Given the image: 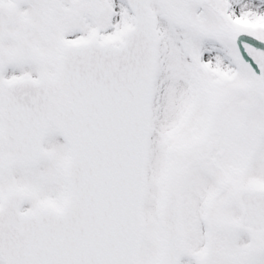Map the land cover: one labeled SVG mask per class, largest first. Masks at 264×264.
<instances>
[{"label":"water","instance_id":"95a60500","mask_svg":"<svg viewBox=\"0 0 264 264\" xmlns=\"http://www.w3.org/2000/svg\"><path fill=\"white\" fill-rule=\"evenodd\" d=\"M130 5L136 16V35L151 37V51L145 56L147 61L150 60V65L143 69L144 86L143 83L141 85L142 91L147 90L149 94L154 56L150 15L146 9V0H130ZM12 16L9 9L0 6V39L5 35L4 26ZM22 35L20 25V32L15 37L20 46L14 53H7L0 46V69L26 57L31 58L26 41L20 38ZM132 35L133 31L127 33L128 37ZM239 45L243 58L254 72L258 90L264 99V44L243 37ZM66 55L64 51L55 77L43 76L40 83L23 80L0 84V118L4 144L13 152L11 161L29 165L35 163L46 130L45 120H51L65 136L71 152L66 170L70 199L65 212L54 216L60 222L58 231L72 228L74 239H79L83 230V225L79 223L82 206H89L92 213L103 217L99 226L90 227V241L84 243V248L89 253L95 252L99 258L95 262L90 258L87 261L101 264L114 258L116 264H138L136 250L141 234L139 209L143 181L140 161L144 160L143 153L142 156L140 153L144 150L147 109L133 102V98L127 95L133 104L128 110H122L128 103L127 98L119 92L120 82L116 83L113 99H110L107 91L95 90V101L88 100L80 104L77 98L81 92L74 88L68 76L66 78ZM34 95L42 97L45 102L38 105ZM40 110L43 122L41 128H38L33 120L38 119ZM115 119L116 128L112 122ZM121 120H126V123ZM141 147L142 151L139 152ZM259 195L264 198V194ZM15 196L22 194L15 191L8 194V198ZM107 200L111 205L109 222L105 216ZM7 205L4 201L1 211ZM252 219L249 217V222L254 225L253 230L260 237L264 234V225H258L255 218ZM103 221L105 227H110L109 232L104 227L105 233H100ZM262 248L264 250V245ZM41 263H46L45 253H41ZM73 264H76L74 260Z\"/></svg>","mask_w":264,"mask_h":264},{"label":"rangeland","instance_id":"374dc122","mask_svg":"<svg viewBox=\"0 0 264 264\" xmlns=\"http://www.w3.org/2000/svg\"><path fill=\"white\" fill-rule=\"evenodd\" d=\"M164 4H169L168 10L177 5L171 18L168 17L169 12ZM149 6L153 13L158 40V73L155 87L169 85L170 77H172L169 74L173 71L177 75L174 76V81L178 84L181 79L179 76L182 75L188 81L187 78L191 73L190 64H193L194 68L192 70L197 66H201L200 69L203 73H206V76L208 74H219L224 78H230L235 74L238 64L235 38L240 34H249L264 41V0H200L199 3L196 0H169V2L166 0H150ZM116 15V42H119L124 30L130 26L132 21V16L126 9L124 0H116ZM231 21L233 22L231 23ZM177 27H180L181 30L178 31ZM81 30H87V28ZM34 39L37 45L49 47V43L44 37L36 36L35 33ZM182 48H185L187 55L184 56L185 67L188 66V69L184 68L183 63L178 65L179 57L177 55L181 54ZM167 54L170 57H167ZM205 55L208 56L207 60L203 58ZM166 57L169 60L174 59V67H170L168 70L165 68V73L160 74L163 60L164 58L166 60ZM186 59H190V62ZM51 65L52 60L44 58L42 63L35 68L29 65L23 66V69L19 66L12 67L2 73L0 80L24 75L34 78L41 70L51 72ZM192 76L197 80L202 75L195 72ZM237 80H241L240 74ZM250 80H252L251 75H248V81ZM181 84L185 88L187 87L184 79H182ZM244 122L247 124L249 134L254 132L255 128L260 130L255 136L262 137L263 147L261 149L264 151V128H259L263 126L264 119L259 110L253 108L245 117ZM254 123L258 124L259 127L253 126ZM236 133V130H234V135ZM247 141L248 143H245L244 146L247 151L245 154L247 159L244 160L245 164L243 166L245 167L241 173L245 174L238 179L241 180L243 186H264V167L257 165L263 164L264 166V160L262 161L258 157L259 146L255 144L252 135L247 138ZM52 144L57 148V152L56 150L53 152L54 146ZM235 146H240V143H236ZM67 157L66 145L59 135L53 129H50L44 142L42 158L33 168L14 164L8 172H5L2 166L3 161L0 160V197L2 194L4 195L8 188L15 187L23 190L27 197L22 211H30L42 205L59 207L66 196L63 170ZM149 182L148 168V185ZM50 186H53V188L49 189ZM149 209L150 202L147 198L144 207L146 232L140 249L141 264H151L147 254L148 251L154 252L155 250L151 245L149 250L146 248L149 231L154 227V224L150 221V215H148ZM151 209L153 212V207ZM234 215V217H237L236 211ZM190 223H193V221H190ZM262 261L264 264V260ZM198 264L204 263L200 261Z\"/></svg>","mask_w":264,"mask_h":264},{"label":"flooded vegetation","instance_id":"af4514ba","mask_svg":"<svg viewBox=\"0 0 264 264\" xmlns=\"http://www.w3.org/2000/svg\"><path fill=\"white\" fill-rule=\"evenodd\" d=\"M208 150H210V149H208ZM184 177H185V171H182V172L180 173V176H179L180 181H182V180L184 179Z\"/></svg>","mask_w":264,"mask_h":264}]
</instances>
